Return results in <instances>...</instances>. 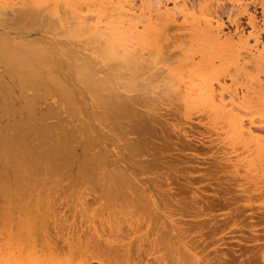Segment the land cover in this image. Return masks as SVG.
<instances>
[{
	"label": "bare ground",
	"instance_id": "1",
	"mask_svg": "<svg viewBox=\"0 0 264 264\" xmlns=\"http://www.w3.org/2000/svg\"><path fill=\"white\" fill-rule=\"evenodd\" d=\"M143 117L214 150L230 195L264 210V0H0V264H212L172 206L177 173L130 165L116 120Z\"/></svg>",
	"mask_w": 264,
	"mask_h": 264
},
{
	"label": "rangeland",
	"instance_id": "2",
	"mask_svg": "<svg viewBox=\"0 0 264 264\" xmlns=\"http://www.w3.org/2000/svg\"><path fill=\"white\" fill-rule=\"evenodd\" d=\"M253 8L255 10V13L260 16L259 13L260 9L258 8V6H255ZM222 15L225 18L223 19L226 21L227 19L226 13L223 12ZM239 25L240 27L242 26L241 28L244 29L247 27L244 18H241ZM229 28H231V26ZM116 121H117V125L126 124L127 128H124L123 130L127 129L126 131H132L133 135L131 137H133L138 143V145L135 146V150H133V152L136 151V154L138 156L133 158L132 157L128 158V160L132 162L130 163V165L134 164L133 167L135 168L136 171H139V173L143 172L145 176H147V173L152 174V172H153L152 175L155 176L157 174H163L164 172L170 174L172 172H174V174L177 173L175 174L176 177L175 176L173 177L175 179H173L172 176L170 177V179L171 178L173 179L170 180V182L173 181L172 191L174 192V195L177 196L175 197V199H177V201L179 200L178 204L173 203L172 206L174 205V207H177L174 208L175 210L180 208L179 210H177V212L179 213L181 212V214L179 215L180 216L182 215V217L178 216V213H176L177 216L180 217L181 221L184 220V224H185L184 227L185 228L187 227L186 229L189 228L190 237L193 238L192 240H194L192 242H195V240L198 239L196 241L197 244L195 243V245L199 244L198 249L205 251L203 254L208 255V259L210 258L212 259V260L210 259L212 264H222V263L223 264L225 263L226 264H263L262 261L260 260L262 258L260 257L262 256V252L264 251L263 249L264 248V210L259 209L260 211L259 210L257 211V209H255L257 204H255V206L254 204H252L251 207L253 209L251 210L248 206L247 207L245 206L246 203L248 202H246L247 200L243 201L244 199L243 195L235 191L234 194V192L232 191V195L235 196L237 201L235 205L236 207L238 208L240 207L241 209L237 208V210L239 211L235 210L237 214L232 212V210H230V212L232 213H230L229 215L227 214L229 213V211H226L228 209L225 206V202H227L226 200H228L226 198L228 197L226 195V192L232 186L229 185L230 182L228 181L227 178H226L227 181L224 180L225 178L223 179L224 176L222 175L225 174L222 173L223 170H220L223 165L221 166L219 164V162L221 163V161L218 158L219 157L218 154L213 153L214 150L209 151L206 148L207 146L202 144H196V149L194 151H196L197 153L194 151L191 152V150L189 151L186 149L182 150L184 149L183 147L186 146L184 143L185 141L182 139V137L177 138V136H175L176 133L174 134V131L171 132L172 130L169 129L170 127L168 126H166V128L168 127L167 130L164 127L159 128L164 125L163 123H162L163 125L160 123L162 126H160L159 124H157L156 126L155 124H151L150 122H148L147 119L144 117L142 118L141 124H139L140 122L137 119H129V120L117 119ZM153 125L155 126V128L153 127ZM43 128L44 126L39 127L37 132L38 144L44 142L43 145L42 144L40 145L43 150H45L46 148L47 149H51L53 147L55 148V144H54L55 142L57 143L56 146H58L59 142H57L56 140L59 138L58 135H60V140H61L60 141L58 139V141H60L61 144L64 142L65 138L64 136H62V134H58L55 137L52 132L51 134L50 133L48 134V132L50 131H46L48 129L45 128L43 129ZM196 128L198 129V127ZM196 128L195 130H197ZM56 133H59V129L58 131H56ZM48 139H50L49 142H51V145L48 144L49 143ZM183 143L184 145L182 146ZM49 145L51 148L48 147ZM60 145L58 146V148L62 147V145L61 146ZM74 145L70 144V146H74ZM69 150L70 149L68 148L67 152ZM140 153L145 154V156L143 154L141 155ZM65 154L64 156H62L63 158H65L66 156ZM141 158L142 159L144 158L143 159L144 161ZM137 162L140 163V165L141 163H143L142 164L143 170L141 168L142 166H140L139 164L135 165L137 164ZM144 162L146 163V165L144 164ZM154 168L159 170L158 171L159 173L157 172V174H155L156 172L154 171L157 170H153ZM165 168L167 169V172L165 171ZM161 169H163L164 171H162ZM193 169L196 170L194 171ZM149 170L151 171L153 170V171L149 172ZM189 171L190 173L188 174ZM148 176L151 177L149 174ZM188 181H192L191 184L188 185ZM227 182H229L228 183L229 189L226 190V188L228 187ZM233 188L230 190H233ZM191 189H194L193 191H195V193L192 194ZM229 192L230 191H228L227 194L231 197L232 195H230ZM192 207L194 210L192 209ZM65 210H67V208H65ZM247 210L249 211V214ZM253 210L256 211H254L255 213L252 214L251 211L253 212ZM207 212H209V214ZM66 213L70 215L69 211ZM196 213L200 214V216L197 215ZM223 213L226 215H224ZM133 252L134 253L132 255L134 260L136 258L135 260L136 262L140 257L142 256L144 257V253H142L143 254L142 256L136 253L135 247ZM137 255L139 256V258H137ZM185 262L183 261V263Z\"/></svg>",
	"mask_w": 264,
	"mask_h": 264
}]
</instances>
